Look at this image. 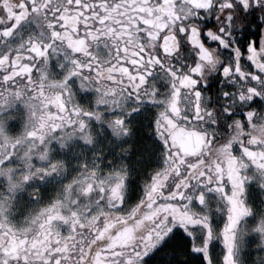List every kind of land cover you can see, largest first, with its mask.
I'll use <instances>...</instances> for the list:
<instances>
[{"label": "snow or ice", "instance_id": "snow-or-ice-1", "mask_svg": "<svg viewBox=\"0 0 264 264\" xmlns=\"http://www.w3.org/2000/svg\"><path fill=\"white\" fill-rule=\"evenodd\" d=\"M0 264H264V0H0Z\"/></svg>", "mask_w": 264, "mask_h": 264}]
</instances>
